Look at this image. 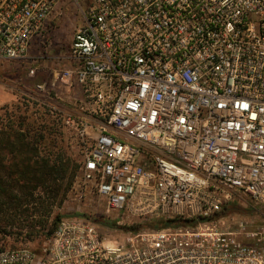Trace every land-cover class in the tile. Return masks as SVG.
Listing matches in <instances>:
<instances>
[{"label": "built area", "instance_id": "2783aa9c", "mask_svg": "<svg viewBox=\"0 0 264 264\" xmlns=\"http://www.w3.org/2000/svg\"><path fill=\"white\" fill-rule=\"evenodd\" d=\"M64 2L82 23L36 89L79 92L72 199L104 226L63 217L0 264H264V0H0V61H28ZM241 197L258 221L227 213Z\"/></svg>", "mask_w": 264, "mask_h": 264}, {"label": "rangeland", "instance_id": "374dc122", "mask_svg": "<svg viewBox=\"0 0 264 264\" xmlns=\"http://www.w3.org/2000/svg\"><path fill=\"white\" fill-rule=\"evenodd\" d=\"M81 21L80 12L74 8L73 3L64 2L52 12L44 31L34 41L28 61H0V129L5 126L15 129L18 122H22L23 129L25 125H30L35 132L40 133L43 128L39 127L35 118L44 116L45 122H48L47 133H50L58 146H61L63 155L69 159L71 167L77 171L80 150L67 119L78 116V91L75 88L68 89L62 85H56L55 90H47L44 94L38 91L36 86L44 82L49 83L54 70L68 66L66 56L69 52L71 38L75 29L81 26ZM30 69L34 70L32 76L29 75ZM51 143L52 141L43 140L39 146L42 155L57 151L56 145L53 144L54 147H52ZM73 183L65 196L53 202L46 213L43 209L37 213L29 211L32 214L31 218L41 220L42 224L37 223L30 226L22 221L23 217L18 212L14 217H10L12 212H8L9 215L7 214L6 217L5 214H0V246L37 248L46 240L47 231L57 216L63 218L76 214H93L96 220L104 222L101 217L103 206L97 203L94 196L90 194L88 198L80 202L72 199L74 196ZM33 193L34 197L42 196L39 190ZM241 198L244 205L235 202L227 213L232 214L236 222L258 221L261 217L258 209L253 208L245 197ZM4 219L11 220V222L2 221ZM156 223L160 224L159 221L144 220L142 225H155ZM101 224L104 226V223L101 222ZM105 232L108 236L111 235V238L113 228L109 227L105 229Z\"/></svg>", "mask_w": 264, "mask_h": 264}, {"label": "trees", "instance_id": "16d2710c", "mask_svg": "<svg viewBox=\"0 0 264 264\" xmlns=\"http://www.w3.org/2000/svg\"><path fill=\"white\" fill-rule=\"evenodd\" d=\"M35 120L43 128L40 133L30 125H25L23 129L22 122H18L15 129L9 126L0 129V214L6 217L8 212H12L10 217H14L18 212L23 217L22 221L30 226L42 224V221L31 218L29 211L37 213L43 209L46 213L53 202L65 196L78 173L63 155L61 146L47 133L48 122H45L44 116ZM43 140L52 141L51 146L55 144L57 151L42 155L39 146ZM35 190H39L42 196L34 197ZM60 219L57 216L52 221L47 237L53 233ZM2 221L11 222L8 219ZM159 222L150 226L166 227L182 223L179 220Z\"/></svg>", "mask_w": 264, "mask_h": 264}, {"label": "crops", "instance_id": "0c3cea01", "mask_svg": "<svg viewBox=\"0 0 264 264\" xmlns=\"http://www.w3.org/2000/svg\"><path fill=\"white\" fill-rule=\"evenodd\" d=\"M78 93V95H79V92H77Z\"/></svg>", "mask_w": 264, "mask_h": 264}]
</instances>
